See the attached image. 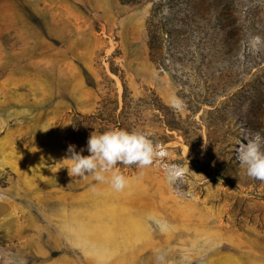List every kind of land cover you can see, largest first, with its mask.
<instances>
[{
  "label": "rangeland",
  "instance_id": "obj_1",
  "mask_svg": "<svg viewBox=\"0 0 264 264\" xmlns=\"http://www.w3.org/2000/svg\"><path fill=\"white\" fill-rule=\"evenodd\" d=\"M169 1L0 0V264H132L155 209L180 207L219 237L158 251L164 264H264V182L235 153L245 130L264 137V47L248 49L264 0ZM155 23L170 31L150 48ZM116 128L152 132L162 153L117 164L122 191L55 172L70 144L88 155ZM168 195L183 201H155Z\"/></svg>",
  "mask_w": 264,
  "mask_h": 264
},
{
  "label": "clouds",
  "instance_id": "obj_2",
  "mask_svg": "<svg viewBox=\"0 0 264 264\" xmlns=\"http://www.w3.org/2000/svg\"><path fill=\"white\" fill-rule=\"evenodd\" d=\"M262 47L264 37L255 35L248 40V49L252 54L259 53ZM171 106L179 110L183 102L173 98ZM49 128L41 130L46 132ZM152 137L153 133L148 130L129 131L119 128L98 135L92 133L87 142L89 154H81L83 149L78 152L75 145L70 144L67 148L68 155L62 160L70 163L62 165L55 172L66 167L70 177L92 175L95 181L109 182L114 190L122 191L127 186L128 179L113 169L117 164L136 165L139 168L150 166L154 159L162 154L160 145L154 142ZM235 153L237 161L245 168L247 175L264 182V137L258 132L245 130L242 133V142H238ZM108 173H111L110 178Z\"/></svg>",
  "mask_w": 264,
  "mask_h": 264
},
{
  "label": "bare ground",
  "instance_id": "obj_3",
  "mask_svg": "<svg viewBox=\"0 0 264 264\" xmlns=\"http://www.w3.org/2000/svg\"><path fill=\"white\" fill-rule=\"evenodd\" d=\"M155 201H159L166 204H169L171 201H174V204L176 206L177 203L179 204L183 200H179L177 197L175 198L173 196L168 195L164 197L156 196ZM186 205H189V202H186ZM174 211V214H172L169 210L155 209L152 218L156 221H153L150 225L152 227L155 223L154 227H160V229H156V232H151L150 236L148 233L143 234L140 229V231L137 230V237L138 235H144L143 237L139 238L141 246L143 247V251L142 247L140 251L144 253V250L148 249L149 253L144 256H141L142 252L140 254L137 252V254L132 259V264H164L165 260L159 258L157 255L158 251L165 250L167 255L177 253L174 245L179 242L187 244L186 246L182 245V250L184 251L183 253H185L187 251L189 252L191 249H194L192 247V244L195 241H198L199 243L201 242L202 238L207 239L219 237L218 228L220 227V224L214 225L216 223H214V219L205 217L199 212L197 213L194 209L189 212L188 210L186 211L180 207L179 210L177 208ZM158 218L161 219L163 222H159ZM169 247H171L172 252L170 251ZM211 249L213 253H215L216 249L221 248H219V244H216L211 246ZM201 251L202 250H199L197 253H195L201 254Z\"/></svg>",
  "mask_w": 264,
  "mask_h": 264
},
{
  "label": "trees",
  "instance_id": "obj_4",
  "mask_svg": "<svg viewBox=\"0 0 264 264\" xmlns=\"http://www.w3.org/2000/svg\"><path fill=\"white\" fill-rule=\"evenodd\" d=\"M121 1H123V2H125V3H137V2H140V1H142V0H121ZM173 1H175V0H170L169 2L171 3V2H173ZM180 8V7H179ZM178 8V9H179ZM163 10L162 9H160V7L158 6V8L157 9H155V11L153 12V13H151V17H150V20L149 21H153V19L152 18H154V16L155 15H158V14H160L161 12H162ZM179 17L180 18H188L189 17V14H188V12L187 11H182L180 14H179ZM184 19V20H185ZM183 24H185L184 22H183ZM215 25L216 26H219V25H221V24H219V23H216L215 22ZM162 31H165V32H167V33H169V29L167 28V29H165V28H163V26L162 25H157V23H155V24H153V28L152 27H149L148 28V35H149V38H150V44H149V47L151 48V46H152V41L153 40H156V37H158V33H161Z\"/></svg>",
  "mask_w": 264,
  "mask_h": 264
}]
</instances>
